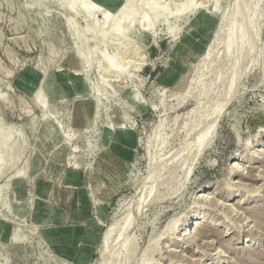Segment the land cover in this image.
Instances as JSON below:
<instances>
[{"label":"rangeland","instance_id":"1","mask_svg":"<svg viewBox=\"0 0 264 264\" xmlns=\"http://www.w3.org/2000/svg\"><path fill=\"white\" fill-rule=\"evenodd\" d=\"M68 1L0 0V264H264V0Z\"/></svg>","mask_w":264,"mask_h":264},{"label":"bare ground","instance_id":"2","mask_svg":"<svg viewBox=\"0 0 264 264\" xmlns=\"http://www.w3.org/2000/svg\"><path fill=\"white\" fill-rule=\"evenodd\" d=\"M75 4V0H69L66 4V8L69 10L71 8H73ZM127 8L128 6L127 5H124L120 12H126L127 11ZM80 11L81 13H83L86 17H88L91 13L89 11V7L88 5H86L84 2L83 4H81L80 6ZM146 9L144 8V6L142 4H139L134 10H133V14H137L139 15V18H140V21H145L146 20ZM161 16L156 14L152 19H151V23L152 25H154L155 23L159 22L161 20ZM95 33V36L97 34H109L112 32V20L109 19V18H106L104 16V19L101 23V25L98 27V28H95V27H92ZM130 28V27H129ZM126 30H128V27L125 28ZM134 29V28H133ZM103 48V42H100L99 45H98V48L97 50H101ZM82 56V55H81ZM57 85V84H56ZM45 89V87H44ZM36 97H37V101H38V104H43L45 98H46V93L45 91L43 90V85H39L38 88L36 89ZM46 90V89H45ZM44 117H47V115H44ZM49 118H51L52 120L55 119V117L53 116H48ZM2 131V130H1ZM1 133V132H0ZM18 140H2V138L0 137V152L2 150V147L5 145L6 146V151L8 154H10L12 157L16 158L17 156V153H19L20 151V148L18 147ZM252 157H254V154H251ZM237 167V166H236ZM233 174L234 175H239V170L238 168H234L233 166ZM249 178V177H248ZM258 179V178H257ZM173 224V223H172ZM204 224V223H203ZM203 224H200L199 220H195L191 225L194 227L196 226V228H202V227H206L205 225ZM201 225V226H200ZM170 227V225H167V228ZM184 229V228H183Z\"/></svg>","mask_w":264,"mask_h":264}]
</instances>
